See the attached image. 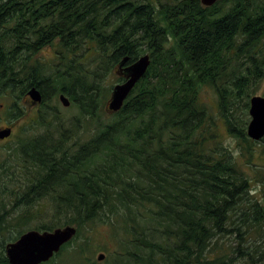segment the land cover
Returning <instances> with one entry per match:
<instances>
[{"label":"trees","instance_id":"1","mask_svg":"<svg viewBox=\"0 0 264 264\" xmlns=\"http://www.w3.org/2000/svg\"><path fill=\"white\" fill-rule=\"evenodd\" d=\"M142 53L146 72L107 110L104 79ZM263 79L264 0H0V91L42 95L40 131L19 143L30 177L4 192L15 200L0 195V264L8 237L64 225L75 236L41 264H99L97 223L121 236L109 264H264V195L252 189L264 186V136L246 134ZM205 86L236 153L200 100ZM61 93L67 118L50 104Z\"/></svg>","mask_w":264,"mask_h":264},{"label":"rangeland","instance_id":"2","mask_svg":"<svg viewBox=\"0 0 264 264\" xmlns=\"http://www.w3.org/2000/svg\"><path fill=\"white\" fill-rule=\"evenodd\" d=\"M37 59L41 62L48 63L53 60L54 57V48H43L39 53H37ZM117 72V68H115L114 73L109 74L103 81V84L111 88L118 82H120V77ZM111 89L108 93V99L110 98ZM254 95H264V79L261 83L256 87V93ZM200 100L205 106L208 108L209 113L216 118V121L220 120L218 118L217 112V96L215 91L210 86H205L200 90ZM31 101V100H30ZM14 103V113L13 116H9V108L7 105ZM31 103V102H30ZM29 101L25 98V96L16 97L14 93L11 91L6 92L4 89L0 91V128L6 124L13 125V134L8 140L0 142V191L1 196L9 201L15 197H8L5 195V191L8 188H12L14 191H19L20 186H24V183L27 182L29 168L24 163L23 157L19 153V143L21 141L36 134L40 131V127L35 124L36 112L40 108L41 105L32 106ZM51 105H55L61 116L67 118L70 114L74 113V110L71 107H64L61 103L56 100H50ZM242 104V103H241ZM108 110V109H107ZM107 114L109 112L107 111ZM249 115V114H248ZM219 128L218 132L222 135L224 143H226L234 153L238 152V147L236 146V141L234 138L230 137L226 131L224 126L218 121ZM82 139H85L89 136L90 131L81 133ZM239 163L242 167L250 174V165L246 164V162L241 158L239 159ZM252 189L257 190L255 195L260 198L264 195V186L261 183L253 182ZM3 190V191H2ZM18 193V192H17ZM11 207L10 204L6 206L7 209ZM19 210V208L15 209V213ZM34 222H31L30 225H33ZM94 229L97 231V236L93 237L92 248L93 252L91 253L92 259L98 262L99 264H109L113 262V256L116 251L119 250L121 244L119 241L121 240V236H113L109 231L108 226L103 223H97L93 225ZM88 232L85 231L82 235H87ZM11 237V236H10ZM10 237L6 240V242L10 241ZM119 240V241H118ZM230 242L226 238H222L219 240V243ZM230 243L235 244V241H231ZM102 253L104 258L102 260H97V255ZM234 264H247L245 262L235 261Z\"/></svg>","mask_w":264,"mask_h":264},{"label":"water","instance_id":"3","mask_svg":"<svg viewBox=\"0 0 264 264\" xmlns=\"http://www.w3.org/2000/svg\"><path fill=\"white\" fill-rule=\"evenodd\" d=\"M202 5L210 6L218 0H199ZM128 57H124L118 64L119 75L124 76V81L115 84L111 90L107 102L109 111H117L121 108L124 100L136 82L144 75L149 64L150 57L147 53L140 55L128 65ZM33 104L42 100L41 93L35 87L27 91ZM63 106H68L70 101L63 93L58 96ZM249 121L246 126L247 136L258 141L264 136V96L253 95L249 100ZM11 133L10 127L0 129V139L8 137ZM76 227L64 225L55 227L52 230L28 229L21 233L15 240L4 245V253L9 264H41L50 260L61 247L69 242L76 234ZM102 253L97 255V260H102Z\"/></svg>","mask_w":264,"mask_h":264},{"label":"flooded vegetation","instance_id":"4","mask_svg":"<svg viewBox=\"0 0 264 264\" xmlns=\"http://www.w3.org/2000/svg\"><path fill=\"white\" fill-rule=\"evenodd\" d=\"M50 47H52V46H48L46 48H50ZM9 48H10V46H9ZM1 59H2V56H1ZM6 61H7V64L8 65H10L12 63V54H11L10 49L7 51ZM128 64H129V62L125 63L124 66L125 65H128ZM118 71H120L119 68H118ZM122 80H124V77H122ZM24 96L27 99V101H29V103H30L31 101H30V98L28 97V95L25 94ZM31 104H32V102L30 103V105ZM34 105L37 106V105H40V104H32V106H34ZM7 108H9V116L12 117L13 116V113H14V110H15L14 103L7 105ZM7 126H9L11 128V133H10V135L8 137H5L3 139H0V142L5 141V140H8L11 137V135L13 134V125L11 123L10 124H6V125L2 126L1 128L7 127Z\"/></svg>","mask_w":264,"mask_h":264}]
</instances>
